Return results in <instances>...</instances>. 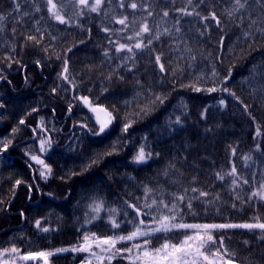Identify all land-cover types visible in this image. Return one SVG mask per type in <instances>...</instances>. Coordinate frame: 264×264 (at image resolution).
Listing matches in <instances>:
<instances>
[{"label": "trees", "instance_id": "obj_1", "mask_svg": "<svg viewBox=\"0 0 264 264\" xmlns=\"http://www.w3.org/2000/svg\"><path fill=\"white\" fill-rule=\"evenodd\" d=\"M182 3L183 0H177L178 6ZM10 8V0H0V11H8ZM217 11L219 12L220 9ZM92 16L94 19L81 21L85 31L75 24L65 26L58 25L54 21H41L40 27L45 31L43 43L34 46L29 42L27 46L21 48L20 45L24 40L23 37H19L13 56L21 63H13L11 68L7 67L8 61L5 60L8 47L0 44V70L7 77V81H11V83L0 81V100L6 105L4 109H0V117H2L0 137H11L12 128L19 125L21 118L25 119V124L19 125L20 130L15 134L13 146L9 148L8 154L0 155V201H2L0 244L3 246H11L8 243L11 237L17 247L35 252L76 245L80 242L82 231L85 229H91L98 235H110L111 232H106L103 225L99 229L92 225H84L81 229L89 203L84 199L85 193L91 195L95 190L109 204L113 202L119 204L120 198L127 199L129 193L142 195V191L133 185L146 182L149 177L155 176L157 170L163 168L177 154L187 156V161L181 163L182 169L189 175H199L201 184L205 187H208V177L214 168L229 167L230 144L238 147L236 163L240 167L243 162L239 156L253 147L255 124L252 120L227 94L219 91L195 92L188 87L179 86L196 83V76L203 75L210 78L213 65L222 78L235 63V67L232 68L233 79L229 81V86L245 103L254 105L251 110L256 121L264 123L262 106L254 104L253 99L246 91L241 90L240 85L242 76L247 75L246 69L249 65L253 61H259L264 55V39L258 40L251 48L243 40L236 42L238 30L232 28L229 22L222 18L226 32L223 52L218 53L217 42L221 32L214 25L210 29V39L209 36L197 39L193 31L191 43L198 59L195 68L188 69L183 77L177 75L174 78L171 73L165 76L159 73L158 66L148 63L147 57H141L132 72L126 69L117 70L119 76L123 77L120 79L116 72H113L119 61L105 60L102 56V49L107 47L106 34L99 28L100 19L96 18V14ZM186 19L195 23L191 17ZM108 26L120 27L115 24ZM86 29H91L90 34ZM48 33L56 36L57 39L52 40ZM81 40L85 42L80 43ZM45 47L49 48L48 53L43 50ZM69 47H72V51L66 53L69 61V76L75 77L77 89H72L70 84L58 78V74L62 71L63 60L56 57L65 54ZM164 51L167 54V48ZM218 55L223 56L222 62L217 59ZM38 60L40 64L36 63ZM165 66L176 68L177 64L174 62ZM193 72L195 75L192 74ZM109 75L112 76L111 80L106 79ZM25 78L35 82L26 84ZM137 81H140L139 85ZM199 86H205L203 79ZM207 86H211L210 79ZM53 87H57L55 93L52 92ZM64 87H67L68 91H64ZM118 91L127 96L124 97ZM152 93H163L168 98L163 105L157 104L151 108L147 115H138L128 133H122L124 122L148 104V97ZM222 95L227 101V107L224 108L218 105ZM80 96H88L94 105L99 103L109 110L114 109L116 119L107 135L101 137L91 135L88 129H98V125L82 102L74 99ZM125 101L128 102L127 105ZM70 104L71 111H69ZM182 104L187 105L186 131L170 135L165 125L169 117L174 119L176 115L185 111L181 107ZM205 107L209 108L207 122L201 121L199 117L200 111ZM33 108L38 111L32 112ZM28 113L31 114L27 115ZM140 116L144 122L142 120L139 123L137 118L139 119ZM41 118L48 129L47 132L39 127ZM82 124H87L88 128H82ZM206 125L213 127L214 131L205 133ZM33 128L37 129L35 133L32 131ZM48 136L53 140V147L47 153H40L39 138ZM121 136L123 139L119 144V154L105 155L109 145ZM144 137H147L148 148L160 152L161 156L158 161L150 162L149 165H136L131 162L132 156L139 145L145 142ZM69 145L74 150H69ZM28 149L33 151L25 155ZM30 155H38L45 164L50 165L52 174L48 176L46 182L39 177L43 165L31 161ZM97 156L99 157L97 165L89 171L81 175H68L73 170L81 172L89 159ZM194 163L198 168L193 166ZM129 177H135V181L129 180ZM16 179L25 180L29 184H38L39 190L33 189L29 192L24 184L14 187ZM213 191L221 192L225 200L220 211L213 210L196 221L189 218L188 222L241 223L249 220L251 211L231 208V201L218 182ZM48 193L53 195L49 196ZM21 211L24 213L23 216L20 215ZM41 218H46L42 220V226H49L55 230L47 234L38 233L35 220ZM226 235L232 237L230 241L226 240L227 246L238 252L239 259L253 250L252 247L246 248L241 242L245 239L255 242L254 237L246 230H227ZM80 260L79 253H63L50 258V264H77ZM26 264H43V261L37 258ZM112 264H127V261L113 260Z\"/></svg>", "mask_w": 264, "mask_h": 264}, {"label": "snow or ice", "instance_id": "obj_2", "mask_svg": "<svg viewBox=\"0 0 264 264\" xmlns=\"http://www.w3.org/2000/svg\"><path fill=\"white\" fill-rule=\"evenodd\" d=\"M11 8L8 11H0V44L7 45L8 53L5 60L7 67L11 68L13 63L20 64L15 60L13 54L16 52L17 39L23 37L24 43L21 48L30 42L34 46H40L45 39V31L40 27L41 21H54L58 25L81 28L85 31L81 21L100 19L99 28L106 34L107 47L102 49L105 60L119 63L113 68L120 79L118 69H126L132 72L136 69L141 57H147L148 63L158 66L159 73L177 75L183 77L188 69H193L197 63V55L192 47L191 35L193 31L197 39L209 36L210 29L214 25L220 30L221 35L218 43V53L223 52L224 37L226 35L223 19H226L232 28L238 30L236 42L243 40L251 48L258 40L264 39V0H183L177 5V0H10ZM217 9H220L218 12ZM193 18L195 23L186 18ZM223 18V19H222ZM109 24L119 25V28L109 27ZM187 25V27H186ZM90 34L91 29H86ZM9 36L11 39H9ZM52 40L57 37L48 33ZM90 38V36H89ZM81 40L80 43H84ZM74 47V46H73ZM167 48V54L164 49ZM199 48V43H197ZM48 53L49 48L43 49ZM231 50V49H230ZM72 47L66 49L65 54L57 55V59L63 60V67L58 78L70 84L72 89H77L75 77L69 76V61L66 53L71 52ZM243 51V50H242ZM250 55V53H249ZM203 57V53H201ZM51 58V56H49ZM206 59V57H205ZM217 59L222 62L223 56ZM176 63V68L168 67ZM37 64L41 62L36 61ZM222 78L216 72L215 65L211 69V77L196 76V83L180 87H188L195 92H207L227 94L242 107L246 114L255 124L253 134V147L239 156L243 162L237 166L236 159L238 147L229 145V167L213 169L208 177V187L201 184L199 175H189L181 167L182 162L187 161V156L177 154L169 160L165 166L157 170L155 176L149 177L146 182H139L133 187H138L142 195L129 193L127 199L120 198L119 204L109 202L95 190L89 195L85 193L84 199L88 200V211L84 213V225H92L99 229L104 226L106 232L111 234L98 235L91 229L82 231L80 242L70 247H61L51 250L26 251L16 246L13 238H9L10 247L0 244V264H26L40 258L43 264H50V258L63 253H85L80 264H112L113 260H124L127 264H264V123L257 122L253 115L254 105L245 103L236 91L229 86L233 79L232 68ZM247 75L242 76L241 90L246 91L253 99L254 104L262 106L264 110V55L259 61H253L246 69ZM195 75V73H192ZM106 79L111 80L109 75ZM204 80L205 86H199ZM211 82V86H207ZM27 80V78H26ZM0 81H7V77L0 70ZM11 83V81H7ZM140 84V81H137ZM175 85V79L173 80ZM68 91L67 87L63 88ZM57 87H53L55 93ZM107 91V89H105ZM163 93H152L148 97V104L134 113L131 119L124 122L122 133H128L136 122L138 115H147L151 108L157 104L163 105L167 100ZM83 102L89 110L95 114L98 129L89 128L94 137L107 135L111 125L116 119L114 109L109 110L102 104H95L88 96L74 97ZM125 101V105H127ZM221 108L227 107V101L221 96L218 100ZM6 107L0 100V109ZM72 105H69L71 111ZM185 110L173 119L169 117L165 125L169 134L186 131L187 105L182 104ZM38 111L36 108L32 112ZM28 113L27 115H30ZM209 108L205 107L199 113L201 121L207 122ZM2 119V117H0ZM25 119L19 120V125H24ZM19 125L11 130V137H0V155L6 156L9 148L13 146L15 134L20 130ZM40 129L47 132L41 118ZM82 128H88L82 124ZM32 131L35 133L36 128ZM213 127L204 128L205 133H212ZM123 136L118 137L105 155H118L119 144ZM132 156L131 162L136 165H149L150 162L158 161L161 153L154 152L147 145V137H144ZM39 152L47 153L53 147L51 136L39 138ZM69 150L72 146H68ZM33 149L25 151V155ZM99 157L89 159L81 172L71 171L68 175H81L97 165ZM31 161L43 165L39 171V177L45 182L52 174L50 165L38 155H30ZM198 168V165L193 164ZM29 167L31 165L29 164ZM135 181V177H129ZM231 201L230 207L240 211L250 210L252 215L248 221L241 223H200L188 222L202 216L208 215L213 210L220 211L225 204L221 192H214L216 183ZM26 185L28 191L39 190V185L27 183L25 180L16 179L14 187ZM52 196V193H48ZM31 199V196H29ZM2 203V201H0ZM21 216L24 213L21 211ZM79 219V218H78ZM42 220L36 219L35 228L38 233H49L54 231L49 226H42ZM81 229H77L81 231ZM246 230L254 237V243L250 240L241 241L245 247H252L247 256L239 259L238 252L230 249L226 240L227 230ZM24 239V237H20ZM29 243H31L29 241ZM121 245L117 247V245Z\"/></svg>", "mask_w": 264, "mask_h": 264}, {"label": "bare ground", "instance_id": "obj_3", "mask_svg": "<svg viewBox=\"0 0 264 264\" xmlns=\"http://www.w3.org/2000/svg\"><path fill=\"white\" fill-rule=\"evenodd\" d=\"M35 82V80H31V79H28L27 78V80H26V78L24 79V83H26V84H31V83H34ZM120 94H122L124 97H126L127 95H124L123 94V92H121V91H118ZM116 96H119V95H116ZM123 96H121V97H123ZM193 96V98H196L194 95H192ZM137 120L139 121V123L143 120L142 119V117L140 116L139 117V119L137 118ZM143 122H144V120H143Z\"/></svg>", "mask_w": 264, "mask_h": 264}, {"label": "rangeland", "instance_id": "obj_4", "mask_svg": "<svg viewBox=\"0 0 264 264\" xmlns=\"http://www.w3.org/2000/svg\"><path fill=\"white\" fill-rule=\"evenodd\" d=\"M82 102V101H81ZM83 103V102H82ZM84 105V104H83ZM85 106V105H84ZM85 108H87L89 110V108L87 106H85ZM90 111V110H89ZM91 112V111H90ZM92 113V112H91ZM94 117H95V114L93 113Z\"/></svg>", "mask_w": 264, "mask_h": 264}]
</instances>
